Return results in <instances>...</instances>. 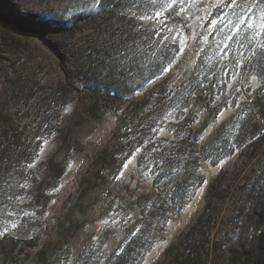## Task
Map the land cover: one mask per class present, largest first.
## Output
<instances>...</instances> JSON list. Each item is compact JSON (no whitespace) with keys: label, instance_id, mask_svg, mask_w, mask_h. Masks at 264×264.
<instances>
[{"label":"trees","instance_id":"16d2710c","mask_svg":"<svg viewBox=\"0 0 264 264\" xmlns=\"http://www.w3.org/2000/svg\"><path fill=\"white\" fill-rule=\"evenodd\" d=\"M19 1L0 0V208L24 192L20 199L43 197L47 210L45 166L28 156L54 139L64 148L79 146L82 120L114 112L118 125L106 146L125 150L139 139L144 148L134 156L126 152L122 161L132 156L142 174H155L154 189L139 204L119 198L120 207L135 214L125 237L111 249L100 238L73 264L143 262L170 216L204 184L202 164L239 151L240 165L250 170L245 179L224 184L223 174L214 178L204 209L158 264H264V30L255 28L256 17L239 23L234 12L240 8L226 6L231 0H184L172 9L166 7L171 0H138L139 6L92 0L60 15L21 8ZM79 34L85 42L76 41ZM216 40L224 45L222 56L206 62L200 48ZM33 42L55 60L58 81L44 74L47 64L34 56ZM185 56L196 60L182 72ZM76 95L83 96L79 114L72 106ZM234 104L233 116L203 140ZM160 117L159 127L153 121ZM163 126L165 136L158 133ZM36 218L18 215L11 231H0V264H67L66 255L52 254L42 224L24 229V221Z\"/></svg>","mask_w":264,"mask_h":264},{"label":"rangeland","instance_id":"374dc122","mask_svg":"<svg viewBox=\"0 0 264 264\" xmlns=\"http://www.w3.org/2000/svg\"><path fill=\"white\" fill-rule=\"evenodd\" d=\"M20 1H23L22 4ZM20 1L21 8L32 7V9L54 12L57 15L68 8L76 7L77 4L92 2V0ZM220 1L214 0V2ZM10 31L21 35L23 39L25 38L14 29ZM86 39L85 34H79L76 41L85 42ZM204 46L202 44L200 48L202 50L200 57L203 60L209 62L221 58V49L224 51L222 41L216 40L214 45L207 46L203 50ZM33 49L34 56L43 57V62L47 64L44 65L47 66L43 69L44 74L58 81L62 74L55 60L38 42L36 47L33 42ZM185 57L188 65L183 67L182 72L189 69L196 60ZM180 67L182 66L180 65ZM82 98V95H76L72 102L73 109L76 108L75 111L78 114L77 106L81 103ZM238 98L240 95H237ZM121 108H124V105ZM236 109L237 105L234 104L224 110L205 130L203 140L209 138L220 124L230 119ZM114 114V112L107 113L100 121L82 120L79 131L76 133L80 140L79 146L72 145L69 149L64 148L61 145L62 139H54L44 142L36 154L28 156L33 159L35 164H43L46 167L43 170L45 172L43 177L46 178V181L42 192L45 191L44 193L50 195L48 199L51 200L50 205L47 210L43 209V197L33 198V201L32 199L22 200L21 196L28 195L23 192L11 203L0 208V231H11L15 227L14 220L18 215H39V218L34 220L35 223L29 220L24 221V229L37 230V225L42 224V231L44 230L43 232L47 235V246L52 249V254L66 255L67 264H73L76 256L82 253L85 247L99 241L100 238H103L108 249H111L125 237L134 222L135 214H128L124 211L117 200L119 198L134 199L139 204L138 201L142 200L145 194H151L153 191L155 174H142L140 164H137L132 156L126 162L127 167H124L126 163L122 161V158L128 157L125 155L126 152L131 151L134 156L137 150L144 148L139 139H136L131 148H125V150L116 146H106L118 125ZM162 118L153 122L160 127ZM26 123L32 132L30 139L35 142L34 120L28 117ZM166 128L167 126H163L158 133L165 136L163 131ZM32 153L33 151H30V154ZM241 156L242 153L239 151L218 163L205 162L202 164L200 168L205 178L204 184L193 193L183 209L170 216L164 231L156 234L154 246L140 264H158L162 261L167 248L172 245L180 233L186 231L194 223L204 209L209 185L214 178L223 174L221 180L224 184L245 179V173L250 170H243L244 165H240ZM121 173L123 174L121 175ZM234 193L230 194L228 203L231 202ZM44 213H47V216L43 218ZM137 214H139V209L136 210V216ZM228 215L226 214V216ZM45 223L48 225L46 226Z\"/></svg>","mask_w":264,"mask_h":264},{"label":"snow or ice","instance_id":"6c2138e0","mask_svg":"<svg viewBox=\"0 0 264 264\" xmlns=\"http://www.w3.org/2000/svg\"><path fill=\"white\" fill-rule=\"evenodd\" d=\"M151 2L153 3V5H155L156 0H151ZM178 2L180 4H183L184 0H171V2L166 5V7L169 9H172L173 5L177 4ZM221 2H223V0H221ZM95 3L100 4L101 0H95ZM243 5L244 6L241 7L240 3H238V0H231V4H228L226 6L240 8L239 14L234 12V15L238 16L239 23L243 24L246 22V20H251L253 17H256L255 28L260 29V30H264V0H243ZM257 5H259L258 13L254 12V8ZM134 6H139L138 0H136V3H134ZM245 9H246V11H245ZM181 10H183V9H181ZM156 15L159 16V15H161V13L157 12ZM140 19H144V17L141 16ZM248 27L252 28L253 24L249 23ZM157 35H159V33H157ZM181 51H182V49H181ZM165 71H167V69H165ZM31 166L32 165H29V167H31ZM69 167H71V165H69ZM124 167H127V163L124 165ZM122 174L123 173H121V175ZM116 178L119 179V177H116ZM0 235H3V233H0ZM133 235H135V233H133Z\"/></svg>","mask_w":264,"mask_h":264}]
</instances>
